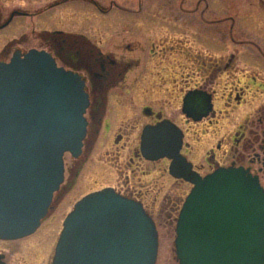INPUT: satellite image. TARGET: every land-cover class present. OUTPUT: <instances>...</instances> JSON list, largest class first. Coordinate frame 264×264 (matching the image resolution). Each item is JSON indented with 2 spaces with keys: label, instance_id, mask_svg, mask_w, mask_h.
<instances>
[{
  "label": "water",
  "instance_id": "95a60500",
  "mask_svg": "<svg viewBox=\"0 0 264 264\" xmlns=\"http://www.w3.org/2000/svg\"><path fill=\"white\" fill-rule=\"evenodd\" d=\"M210 96L189 92L184 111L200 119ZM85 80L44 50L0 64V239L37 231L65 180L66 153L79 157L87 134ZM171 120L147 125L146 158L172 160L170 172L194 184L176 226L180 264H264V187L257 176L220 167L202 176L181 153ZM159 232L141 201L113 187L78 201L63 224L52 264H156Z\"/></svg>",
  "mask_w": 264,
  "mask_h": 264
},
{
  "label": "rangeland",
  "instance_id": "374dc122",
  "mask_svg": "<svg viewBox=\"0 0 264 264\" xmlns=\"http://www.w3.org/2000/svg\"><path fill=\"white\" fill-rule=\"evenodd\" d=\"M96 1L111 11L103 13L105 9L100 11L91 0H75L70 8L54 12L53 24L51 18H46L48 16H40L39 26L47 25L49 29H62L85 35L94 45L97 44L102 53L111 54L126 65L130 64L125 80L109 93L105 117L107 123L104 124L91 154L85 155V150L79 158L69 153L65 155L64 185L74 170L79 169L74 187L66 192L62 190L63 195L56 198L54 209L43 220L36 233L14 241H0V248L6 251L17 250L16 253H10L15 264H51L63 223L75 204L87 194L104 187L122 190L124 181H129V187L142 192L146 204L156 215L160 234L156 264H180L175 251L174 219L178 213L174 212L169 219L167 212L171 211L170 204L166 205L164 201L168 197L184 199L193 184L178 182L167 171L168 164L165 161H143L139 164L140 161L136 160L128 165L129 155L133 148H139L143 126L153 122L152 118L145 116V108L152 107L153 110L163 111L166 117L181 126L184 125V117L181 115L183 93L179 92L183 83L182 77L176 72L179 65L178 55L174 50H166L165 53L164 46L169 49L172 42H178L175 38L182 37L183 34V39L202 50L216 55L228 50L232 52L237 48L236 38L242 36L239 31L242 24L247 23L248 27L258 29L257 19L250 16L247 10H253L250 6L258 5L261 1ZM113 2H119V7H112ZM229 16H233L235 20L223 21ZM67 19L70 20L69 23ZM62 21H67V26ZM21 22H14L6 29L7 33L15 35L25 30L32 32L33 26L23 25ZM39 26L35 27L38 31L42 29ZM174 45L176 46L175 43ZM224 105L219 97L216 106L223 108ZM119 131L124 134V140L116 143V134ZM197 136L190 133L188 139L194 146L188 153L193 159L195 156L200 159L205 151L202 143L195 141ZM202 138L203 135H200V139ZM90 176L92 179L89 181Z\"/></svg>",
  "mask_w": 264,
  "mask_h": 264
},
{
  "label": "flooded vegetation",
  "instance_id": "af4514ba",
  "mask_svg": "<svg viewBox=\"0 0 264 264\" xmlns=\"http://www.w3.org/2000/svg\"><path fill=\"white\" fill-rule=\"evenodd\" d=\"M73 1L75 0H0V64L10 62L16 54L24 57L30 50H44L51 54L60 66L71 69L83 77L90 99L86 112L88 129L83 154L86 150L85 155H90L104 124L107 123L105 117L109 93L123 83L130 64L126 65L125 62L121 63L113 58L111 54L102 53L97 44L94 45L83 34L49 29L47 25L39 26L40 16H48L46 18L48 20L51 18L53 24L54 12L70 8ZM91 1L100 11L105 9L103 13L111 11L96 0ZM259 1L260 4L250 6L253 10H247L250 16L257 19L258 29L248 27L247 23L242 24L239 27L242 36L236 38L237 48L232 52L228 50L226 53L216 55L211 51L202 50L183 39L182 33V37L175 38L178 42H172V47L168 49L164 46V52L174 50L173 52L178 55L179 65L176 72L182 77L181 83H183L179 92L183 93L181 115L184 118L182 116L181 118L184 119V125L181 126L166 117L163 111L147 107L144 114L147 118H152L153 122L145 124L143 129L147 125H154L165 119L171 120L183 132L181 153L193 164V170L205 176L220 167L243 168L253 176H257L264 187V0ZM115 3L113 2L111 6L119 7V2ZM226 19L235 20L233 16L223 21ZM16 21L33 26L32 32L25 30L15 35L7 33L6 29ZM42 22L44 23V19ZM62 22L67 26L65 21ZM36 26L42 29L38 31ZM196 90L210 96L212 104L210 112L198 120L184 111L187 94ZM219 97L225 104L223 108L216 106ZM190 133L199 135L195 141L202 143L203 151L205 150L200 159L196 156L193 159L188 154L194 149L193 144L188 140ZM200 135L204 138L200 139ZM116 136V143L124 140L121 131L117 132ZM136 160L140 161L139 164L143 161L145 163L165 161L168 164L167 171L171 175L169 168L171 159L146 158L141 150V136L139 148H133L127 164H133ZM78 174L79 169H75L66 185L56 193L55 198L59 199L63 195L62 190L66 192L74 187L70 185L75 184ZM174 178L178 182L189 183L183 178ZM129 186V181H124L122 190L115 188L119 193L141 201L157 222L156 215L146 204L142 192ZM183 200L181 197L165 199L164 203L170 204L171 211L167 212L169 219L173 217L174 212L178 213ZM163 211L164 209L161 210ZM14 252L16 253L17 250L6 251L0 248V264H15L11 260V254Z\"/></svg>",
  "mask_w": 264,
  "mask_h": 264
},
{
  "label": "bare ground",
  "instance_id": "6f19581e",
  "mask_svg": "<svg viewBox=\"0 0 264 264\" xmlns=\"http://www.w3.org/2000/svg\"><path fill=\"white\" fill-rule=\"evenodd\" d=\"M154 82H155V80H154ZM115 101L118 103V100L117 99ZM117 107H119V106H117ZM88 179L90 181L92 179V177L90 176Z\"/></svg>",
  "mask_w": 264,
  "mask_h": 264
},
{
  "label": "trees",
  "instance_id": "16d2710c",
  "mask_svg": "<svg viewBox=\"0 0 264 264\" xmlns=\"http://www.w3.org/2000/svg\"><path fill=\"white\" fill-rule=\"evenodd\" d=\"M73 186H74L73 184H72V185H70V187H73ZM70 187H69V188H70Z\"/></svg>",
  "mask_w": 264,
  "mask_h": 264
}]
</instances>
